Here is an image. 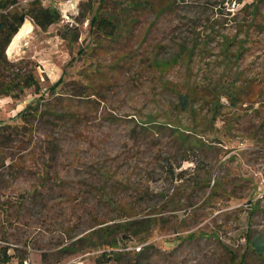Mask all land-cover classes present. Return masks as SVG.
Segmentation results:
<instances>
[{"label": "rangeland", "instance_id": "374dc122", "mask_svg": "<svg viewBox=\"0 0 264 264\" xmlns=\"http://www.w3.org/2000/svg\"><path fill=\"white\" fill-rule=\"evenodd\" d=\"M251 1L185 0L148 30L145 16L117 41L90 35L87 0H61L59 20L44 31L27 17L31 30L9 42L6 59L31 68L44 99L70 113H44L30 136L20 131L21 140L1 148L0 248L28 264H238L241 257L264 264L245 243L247 231L264 238V0L253 16ZM193 39L189 69L177 63L159 73L153 59ZM59 77L63 84L48 92ZM185 79L230 84L236 99L223 100L214 121L220 140L211 142V126L201 121L209 107L196 104L194 127L207 146L194 153L168 129L144 123L189 124L164 87L169 81L184 91ZM35 97L32 88L18 99L0 97V124H17ZM128 215L156 219L148 240L133 238L118 260L100 256L102 248L91 247L100 239L89 231Z\"/></svg>", "mask_w": 264, "mask_h": 264}, {"label": "trees", "instance_id": "16d2710c", "mask_svg": "<svg viewBox=\"0 0 264 264\" xmlns=\"http://www.w3.org/2000/svg\"><path fill=\"white\" fill-rule=\"evenodd\" d=\"M18 0H0V97H11L18 99L28 88L33 89L36 95L33 103H29L26 107L17 113L18 123H1L0 124V166H2L7 158L4 154V147H9L10 143L22 139L21 133H26L28 136L32 134L35 123L38 122L44 113L52 114L57 119H62L66 114H69L68 109H64L65 105L48 102L40 93V83L29 68L27 71L22 70V66L6 59L5 49L9 42L18 34L28 33L31 30V23L25 19L29 17L35 27L40 30H46L50 25L57 23L60 13L51 5H43L39 0H32L22 9H16L15 4ZM185 0H87L89 20L88 26L90 35L94 40L108 39L112 41L126 38L133 33V31L142 24L145 16L150 15L151 20L147 23V30L156 20L165 15H172L176 13L177 8L184 3ZM258 0H252L245 5L249 8V14L256 13ZM16 9V10H14ZM225 46L223 48L225 62H228L227 45L229 41L227 37L224 38ZM188 46V42L179 43L178 51L172 54L168 59H153V64L158 68L159 73H163L168 67L177 63L184 64V67L189 69V60L193 47L197 46L195 39ZM83 52L80 48L79 54ZM224 74H227L228 67ZM63 84V79L59 77L51 86L46 87L48 92H53L57 86ZM184 91L174 83L169 81L164 83V87L173 92L176 96V105L178 115H186L189 118V124L185 125L177 123L168 119L166 123H156L146 121L156 129H168L173 138L178 142V146L182 147L187 153H194L197 150L207 146L206 142L201 138L202 128L200 130L194 127L197 123L199 109H196V104L208 105V113L201 119L205 121L203 126L208 122L211 126L209 135H206L209 142L220 140L219 134L214 128V121L219 114V109L222 104L235 105V95L231 94V85L224 82H190L185 79L182 82ZM199 93V95H198ZM222 99V101H221ZM224 100V101H223ZM55 109H59L55 111ZM73 113L70 114L72 116ZM200 120V117L198 118ZM152 121V120H150ZM182 171L176 174V178L181 180ZM213 192V190L211 191ZM252 210H255L256 203L248 201ZM156 223L155 218H147L146 220L136 219L134 215H128L122 219V222L117 223L113 227H117L122 234L118 238H113L112 233L115 231L112 226H101L98 230L92 229L88 233V237L93 235L100 239L99 243H93L92 248H102L100 256L111 260H118L120 256L127 253L124 249L128 243L133 242L142 244L148 240L152 225ZM101 224V223H99ZM245 243L251 248L252 252L264 258V238L259 233H245ZM67 247L66 250H69ZM234 253H230V258L233 259ZM13 258H16V264H22L24 260L23 255L8 254L7 247L0 248V262L8 263ZM244 263L243 258L239 260L238 264Z\"/></svg>", "mask_w": 264, "mask_h": 264}, {"label": "built area", "instance_id": "2783aa9c", "mask_svg": "<svg viewBox=\"0 0 264 264\" xmlns=\"http://www.w3.org/2000/svg\"><path fill=\"white\" fill-rule=\"evenodd\" d=\"M39 1L51 5L52 7L57 9V11H59V8L61 7V0H39ZM65 1L66 3H70L72 0H65ZM22 264H28V263L24 260Z\"/></svg>", "mask_w": 264, "mask_h": 264}, {"label": "crops", "instance_id": "0c3cea01", "mask_svg": "<svg viewBox=\"0 0 264 264\" xmlns=\"http://www.w3.org/2000/svg\"><path fill=\"white\" fill-rule=\"evenodd\" d=\"M26 21V20H25Z\"/></svg>", "mask_w": 264, "mask_h": 264}]
</instances>
